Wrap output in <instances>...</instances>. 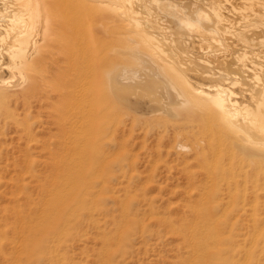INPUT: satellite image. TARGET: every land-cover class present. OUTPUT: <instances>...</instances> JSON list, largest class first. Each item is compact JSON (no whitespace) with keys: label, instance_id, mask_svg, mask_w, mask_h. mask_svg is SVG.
<instances>
[{"label":"bare ground","instance_id":"obj_1","mask_svg":"<svg viewBox=\"0 0 264 264\" xmlns=\"http://www.w3.org/2000/svg\"><path fill=\"white\" fill-rule=\"evenodd\" d=\"M21 106L48 112L75 144L60 150L94 154L98 175L116 135L166 142L196 164V224L264 219V0H0V142L13 125L37 140ZM225 204L252 212L215 216Z\"/></svg>","mask_w":264,"mask_h":264},{"label":"rangeland","instance_id":"obj_2","mask_svg":"<svg viewBox=\"0 0 264 264\" xmlns=\"http://www.w3.org/2000/svg\"><path fill=\"white\" fill-rule=\"evenodd\" d=\"M23 110L13 115L29 126L34 142L27 130L14 128L12 116L1 117L2 124L11 120L13 134L0 142V264H264V219L212 228L191 221L189 204L199 196L189 171L197 167L177 161L166 142L116 135L124 145L115 138L106 143L108 167L98 175L94 154L86 162L60 150L67 135L60 139L48 112ZM76 172L83 180L72 177ZM259 195L261 206L263 189ZM251 212L249 205L225 204L213 214L248 218Z\"/></svg>","mask_w":264,"mask_h":264}]
</instances>
